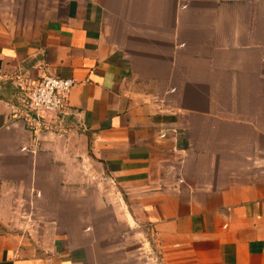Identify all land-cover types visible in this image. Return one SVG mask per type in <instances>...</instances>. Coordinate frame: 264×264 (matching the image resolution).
I'll use <instances>...</instances> for the list:
<instances>
[{
	"label": "crops",
	"instance_id": "crops-1",
	"mask_svg": "<svg viewBox=\"0 0 264 264\" xmlns=\"http://www.w3.org/2000/svg\"><path fill=\"white\" fill-rule=\"evenodd\" d=\"M46 75L76 84L36 123L20 100ZM18 207L47 239L0 224V264H264V0H0Z\"/></svg>",
	"mask_w": 264,
	"mask_h": 264
},
{
	"label": "built area",
	"instance_id": "built-area-1",
	"mask_svg": "<svg viewBox=\"0 0 264 264\" xmlns=\"http://www.w3.org/2000/svg\"><path fill=\"white\" fill-rule=\"evenodd\" d=\"M75 84L73 78L43 76L20 100L28 120L38 123L46 113L62 112L67 106L68 96Z\"/></svg>",
	"mask_w": 264,
	"mask_h": 264
},
{
	"label": "rangeland",
	"instance_id": "rangeland-1",
	"mask_svg": "<svg viewBox=\"0 0 264 264\" xmlns=\"http://www.w3.org/2000/svg\"><path fill=\"white\" fill-rule=\"evenodd\" d=\"M55 127H53L54 130ZM63 127L67 129L65 125ZM12 205L14 207L13 203ZM27 211L28 210L24 212L21 207H18L17 209L12 208L11 212H9V215L0 216V224H2V228L4 229V231L11 235L17 236L18 240H26L30 243H33L34 245H37L36 240H46L47 236L43 237L45 233L41 235V233L38 231V226H36L38 224V220L33 218L34 215H31ZM141 229L142 228L138 226L137 231L139 232V234L137 235V237H134L135 235H127V241L130 243L129 250L134 255L142 256L145 255L144 250H146V247L148 249V252H151V247L153 248L154 245V251H152V254H154V260H161V254L160 252H158L160 248L156 246V242L152 240V236H150V234H148L147 232L140 233ZM31 230L33 231L30 232Z\"/></svg>",
	"mask_w": 264,
	"mask_h": 264
}]
</instances>
